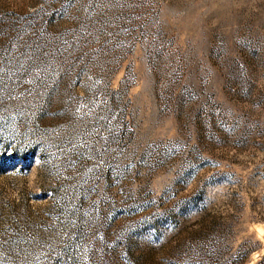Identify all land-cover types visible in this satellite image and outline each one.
Returning a JSON list of instances; mask_svg holds the SVG:
<instances>
[{"label": "rangeland", "instance_id": "374dc122", "mask_svg": "<svg viewBox=\"0 0 264 264\" xmlns=\"http://www.w3.org/2000/svg\"><path fill=\"white\" fill-rule=\"evenodd\" d=\"M0 264H264V0H0Z\"/></svg>", "mask_w": 264, "mask_h": 264}]
</instances>
